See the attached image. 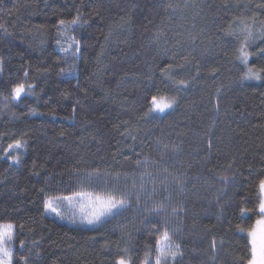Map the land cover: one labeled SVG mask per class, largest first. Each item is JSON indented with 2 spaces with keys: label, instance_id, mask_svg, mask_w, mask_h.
Instances as JSON below:
<instances>
[{
  "label": "trees",
  "instance_id": "trees-1",
  "mask_svg": "<svg viewBox=\"0 0 264 264\" xmlns=\"http://www.w3.org/2000/svg\"><path fill=\"white\" fill-rule=\"evenodd\" d=\"M241 20L259 37L264 0H0V223L15 225L13 264H115L124 249L154 264L165 228L180 264H247L238 226L256 219L264 176V73L242 79L230 35ZM261 48H249L257 71ZM20 82L33 88L14 100ZM158 94L177 105L145 117ZM15 139L26 144L14 164L3 149ZM96 168L130 207L98 231L50 217L44 201Z\"/></svg>",
  "mask_w": 264,
  "mask_h": 264
},
{
  "label": "snow or ice",
  "instance_id": "snow-or-ice-1",
  "mask_svg": "<svg viewBox=\"0 0 264 264\" xmlns=\"http://www.w3.org/2000/svg\"><path fill=\"white\" fill-rule=\"evenodd\" d=\"M80 17L72 19L70 22L60 20L61 26L77 25ZM241 27L239 28V34L232 32L230 35H236L239 40V47L236 49L237 59L246 68L243 73L242 79H261V73H264V68L259 71L249 67V59L252 53L249 51L251 45L257 38L264 40V32L257 37L248 24L241 20ZM4 28V25L0 24V29ZM72 44L76 45V51H79V41L74 37L69 38ZM59 44L60 41L58 40ZM67 51V49H64ZM260 53L264 54V48L260 49ZM171 69V65H169ZM172 83L179 89L181 87L187 88L188 82L181 80H174L169 77ZM33 85L25 86V83L20 82L15 84L12 89V98L19 100L26 91H30ZM178 103L176 96L172 95H152L149 100V107L145 112V117H150L153 113L164 114L169 110H172ZM26 141L22 139H15L9 143L3 152L8 156V159L12 163H19V156L12 155L16 150L25 147ZM226 177H221V180H226ZM79 188L72 191L68 195H55L49 196L44 201V208L46 211L54 213L61 220L67 219L71 224H80L87 226L92 230L98 231L105 223L114 219L122 212L130 207V194L126 187L112 184L110 181L104 179V174L98 169H93L90 172H85L82 176L78 177ZM133 189L136 187L132 185ZM143 189V184L140 185ZM258 192V204L256 206L257 216L254 222L248 228H240V232H247L248 245H249V258L247 264H264V176H262L257 182ZM139 195H136L135 202L139 203ZM67 206L70 210L67 216L61 211L63 206ZM162 211L161 208H154L151 212L159 215ZM173 209V212H176ZM252 209L240 208L241 216H247ZM15 225L12 223H0V264H13V252L12 247L15 241ZM171 236L168 230L165 228L163 233L156 239V255L154 264H180L179 257H182L179 244H173L171 242ZM20 246H24V241H20ZM212 247H215V241L212 242ZM124 255L119 256L115 264H133L132 257L128 256V249H124ZM26 259V258H25ZM150 253H145L141 264H150Z\"/></svg>",
  "mask_w": 264,
  "mask_h": 264
},
{
  "label": "rangeland",
  "instance_id": "rangeland-1",
  "mask_svg": "<svg viewBox=\"0 0 264 264\" xmlns=\"http://www.w3.org/2000/svg\"><path fill=\"white\" fill-rule=\"evenodd\" d=\"M61 211L62 212H64V214H65V216H67V214L69 213V209L67 208V206L65 205V206H63L62 208H61ZM47 214L50 216V217H52V218H54V219H56V220H58V221H60V222H63V223H66V224H69V225H74V226H79V227H82V228H87V229H90V228H88L87 226H84V225H80V224H71V223H69L68 222V220L67 219H64V220H61L58 216H56L54 213H51V212H48L47 211Z\"/></svg>",
  "mask_w": 264,
  "mask_h": 264
}]
</instances>
